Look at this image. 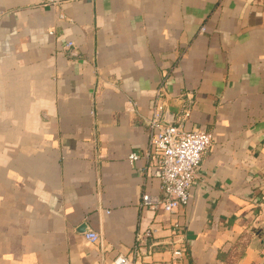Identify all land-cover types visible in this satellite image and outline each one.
Listing matches in <instances>:
<instances>
[{
  "label": "crops",
  "instance_id": "0c3cea01",
  "mask_svg": "<svg viewBox=\"0 0 264 264\" xmlns=\"http://www.w3.org/2000/svg\"><path fill=\"white\" fill-rule=\"evenodd\" d=\"M158 94L212 136L175 214L140 207ZM150 228L137 264H264V0H0V264H108Z\"/></svg>",
  "mask_w": 264,
  "mask_h": 264
},
{
  "label": "built area",
  "instance_id": "2783aa9c",
  "mask_svg": "<svg viewBox=\"0 0 264 264\" xmlns=\"http://www.w3.org/2000/svg\"><path fill=\"white\" fill-rule=\"evenodd\" d=\"M163 91V89H161ZM158 94L152 116L148 121L149 145L145 157L154 158L159 169L162 200L144 193L141 197L142 210H161L168 214L177 213L180 208L188 205L190 189L201 166L203 156L212 143V136L204 130L185 131L177 122L167 126L163 123L165 104ZM184 107L183 118L189 116L190 99ZM139 154H131L130 160H137ZM154 229L139 231L135 244L128 255L120 254L108 264H137L154 254L153 245L149 239L154 235ZM85 239L102 246V237L97 232H88ZM183 251L173 252L174 260L181 258Z\"/></svg>",
  "mask_w": 264,
  "mask_h": 264
},
{
  "label": "water",
  "instance_id": "95a60500",
  "mask_svg": "<svg viewBox=\"0 0 264 264\" xmlns=\"http://www.w3.org/2000/svg\"><path fill=\"white\" fill-rule=\"evenodd\" d=\"M181 109V104L169 102L165 104L163 111V123L170 126L176 122V118Z\"/></svg>",
  "mask_w": 264,
  "mask_h": 264
}]
</instances>
